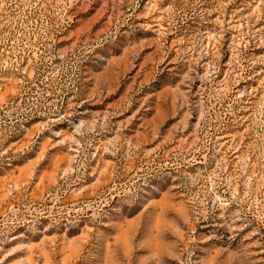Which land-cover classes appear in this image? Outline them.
<instances>
[{"label":"rangeland","instance_id":"374dc122","mask_svg":"<svg viewBox=\"0 0 264 264\" xmlns=\"http://www.w3.org/2000/svg\"><path fill=\"white\" fill-rule=\"evenodd\" d=\"M0 264H264V0H0Z\"/></svg>","mask_w":264,"mask_h":264}]
</instances>
